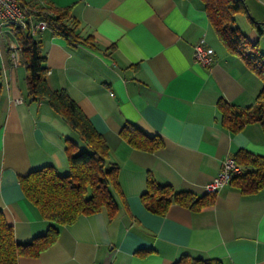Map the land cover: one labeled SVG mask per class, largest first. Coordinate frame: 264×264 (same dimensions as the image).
<instances>
[{
    "label": "crops",
    "instance_id": "obj_1",
    "mask_svg": "<svg viewBox=\"0 0 264 264\" xmlns=\"http://www.w3.org/2000/svg\"><path fill=\"white\" fill-rule=\"evenodd\" d=\"M69 9L76 31L94 46L38 30L47 82L66 90L108 146L118 165L117 210L79 215L59 227L56 240L17 264H173L183 256L221 264H264V188L244 194L231 184L199 209L172 203L150 212L141 195L147 178L175 190L204 195L222 161L238 150L264 156L258 122L231 132L222 124L219 99L246 108L255 103L261 78L228 54L201 0H23ZM253 12V10H252ZM252 13L241 31L264 51V12ZM214 52V62L194 61V45ZM11 26L0 24V210L19 242L47 232L50 221L23 194L19 177L43 166L69 173L67 123L46 102L27 96L26 69L13 66ZM125 123L163 144L155 151L131 146Z\"/></svg>",
    "mask_w": 264,
    "mask_h": 264
},
{
    "label": "trees",
    "instance_id": "obj_2",
    "mask_svg": "<svg viewBox=\"0 0 264 264\" xmlns=\"http://www.w3.org/2000/svg\"><path fill=\"white\" fill-rule=\"evenodd\" d=\"M201 1L215 34L228 54L239 57L264 82V51L259 48L257 41L247 38L235 21L238 12H247L244 1ZM25 3L33 9L32 17L27 19L23 27H13V30L20 63L26 69L27 96L31 101L46 102L69 126L71 135L65 141L70 171L67 175H60L53 166L47 165L19 177L23 194L37 207L41 216L50 221V225L45 234L30 242H19L13 227L0 210V264H17L21 255H38L56 240L61 225L74 222L79 215L105 210L109 216H113L117 210L114 193L119 191L118 165L107 160L108 146L103 137L66 90L50 88L46 77V57L36 33H32V24L44 20L46 29L52 34L68 41L85 42L91 46L95 44L89 37L78 34L77 22L69 15L67 7L58 8L45 3L35 9L28 2ZM250 19L251 24L261 32L259 22ZM217 107L222 114L223 126L231 132L251 122H258L264 130V85L252 106L238 108L221 98ZM120 135L131 146L146 151H155L163 144L157 135H147L131 123L124 124ZM231 157L241 171L231 177L229 184L244 194L264 188V156L240 149ZM141 199L150 212L163 215L172 203L199 209L213 202L214 193L198 196L188 190H175L167 183H158L148 177ZM173 264L221 262L183 256Z\"/></svg>",
    "mask_w": 264,
    "mask_h": 264
},
{
    "label": "built area",
    "instance_id": "obj_3",
    "mask_svg": "<svg viewBox=\"0 0 264 264\" xmlns=\"http://www.w3.org/2000/svg\"><path fill=\"white\" fill-rule=\"evenodd\" d=\"M33 9L21 0H0V24L13 27H23L28 18L32 17ZM47 28L44 20L32 24V33ZM11 61L13 66L20 64L17 45H11ZM193 59L195 62L210 66L214 62V52L210 46L198 42L194 45ZM241 168L235 160L229 156L221 164L219 172L205 186L206 192L214 193L224 185L228 184L231 177L240 173Z\"/></svg>",
    "mask_w": 264,
    "mask_h": 264
},
{
    "label": "rangeland",
    "instance_id": "obj_4",
    "mask_svg": "<svg viewBox=\"0 0 264 264\" xmlns=\"http://www.w3.org/2000/svg\"><path fill=\"white\" fill-rule=\"evenodd\" d=\"M245 3V6L247 8V12H238L235 15V21L237 23L238 26L241 27V29L243 28V31L246 30V28H248L247 26H249L251 19H254L255 21H257L252 13H255L254 11L259 8L262 10V12H264V0H243ZM253 10V12H252ZM259 22V21H257Z\"/></svg>",
    "mask_w": 264,
    "mask_h": 264
}]
</instances>
